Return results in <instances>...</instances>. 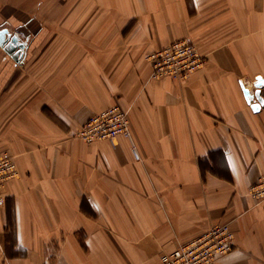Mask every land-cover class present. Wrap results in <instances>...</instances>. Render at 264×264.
Instances as JSON below:
<instances>
[{
    "label": "crops",
    "instance_id": "0c3cea01",
    "mask_svg": "<svg viewBox=\"0 0 264 264\" xmlns=\"http://www.w3.org/2000/svg\"><path fill=\"white\" fill-rule=\"evenodd\" d=\"M17 28L19 32L16 31ZM0 264H163L228 224L215 264H264V0H0ZM179 40L202 68L151 78L148 56ZM129 136L75 137L112 106Z\"/></svg>",
    "mask_w": 264,
    "mask_h": 264
},
{
    "label": "built area",
    "instance_id": "2783aa9c",
    "mask_svg": "<svg viewBox=\"0 0 264 264\" xmlns=\"http://www.w3.org/2000/svg\"><path fill=\"white\" fill-rule=\"evenodd\" d=\"M151 64V78H171L183 80L202 68L204 57L187 40H179L148 56ZM87 144L102 140H112L119 136H129L128 111L119 106L90 117L74 134ZM18 175L14 157L8 152H0V206L4 204L2 190ZM249 196L260 202L264 200V175L249 187ZM234 235L228 224H216L208 232L176 250L164 254L163 264H215L229 254L234 247Z\"/></svg>",
    "mask_w": 264,
    "mask_h": 264
},
{
    "label": "water",
    "instance_id": "95a60500",
    "mask_svg": "<svg viewBox=\"0 0 264 264\" xmlns=\"http://www.w3.org/2000/svg\"><path fill=\"white\" fill-rule=\"evenodd\" d=\"M25 47L26 44L20 40L18 35L13 34L8 29L0 30V48L11 56L14 61H21ZM253 86L256 88L254 96L258 101H261V89L264 87V78L257 77Z\"/></svg>",
    "mask_w": 264,
    "mask_h": 264
},
{
    "label": "rangeland",
    "instance_id": "374dc122",
    "mask_svg": "<svg viewBox=\"0 0 264 264\" xmlns=\"http://www.w3.org/2000/svg\"><path fill=\"white\" fill-rule=\"evenodd\" d=\"M16 31H18L19 32V29L17 28V30ZM13 34H14V32H13Z\"/></svg>",
    "mask_w": 264,
    "mask_h": 264
}]
</instances>
